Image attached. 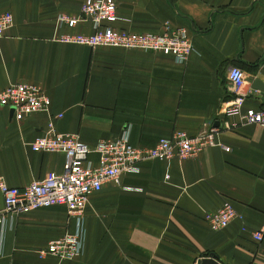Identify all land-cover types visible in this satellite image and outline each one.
Segmentation results:
<instances>
[{
	"label": "crops",
	"instance_id": "obj_1",
	"mask_svg": "<svg viewBox=\"0 0 264 264\" xmlns=\"http://www.w3.org/2000/svg\"><path fill=\"white\" fill-rule=\"evenodd\" d=\"M82 1L0 0V14L12 18L0 39V89L27 83L49 99L46 112L20 121L0 107V179L7 186L60 174L61 153L28 148L48 125L88 147L125 131L137 149L174 132L220 129L221 107L232 97L231 67L244 75L243 109L264 108L252 89L254 81L264 86V0H112L113 29L160 34L167 24L185 30L192 51L181 65L159 53L56 42L58 35L91 33L88 21L55 24L58 15L78 17ZM215 141L228 150L211 147L181 162L143 161L137 174L89 195L82 252L71 260L37 257L49 241L72 232L64 207L7 218L0 264H197L209 255L218 264H264V238L257 247L238 220L212 232L202 219L229 201L248 228L264 223V127L220 129ZM87 158L95 162L96 155Z\"/></svg>",
	"mask_w": 264,
	"mask_h": 264
},
{
	"label": "built area",
	"instance_id": "obj_2",
	"mask_svg": "<svg viewBox=\"0 0 264 264\" xmlns=\"http://www.w3.org/2000/svg\"><path fill=\"white\" fill-rule=\"evenodd\" d=\"M117 19L112 0H83L78 17L58 15L55 24L56 27L65 25L71 28L81 21H88L91 33L63 34L56 36L54 40L61 44L89 48L107 47L159 53L171 57L179 65L186 62L192 51L190 38L181 28L172 29L165 24L160 34L134 33L108 26ZM11 21L9 13L0 14V39L10 28ZM226 80L232 97L221 107L223 121L220 129L228 130L238 124L264 127V108L243 109L246 98L242 91L243 72L231 67L227 71ZM0 107L10 109L13 120L20 121L32 114L46 112L49 99L34 85L15 83L0 89ZM220 129L210 127L194 136L174 132L168 139H159L150 148L137 149L128 143L125 131L116 139L99 141L93 147H88L75 135L59 134L48 125L47 131L35 137L28 148L34 153H61L64 157L61 172L47 173L42 179L20 188L7 186L0 179V227L7 218L12 219L41 208L62 206L67 219L73 222V230L49 241L37 252V257H52L59 261L78 257L82 252L83 214L89 195L98 192L105 183L118 184L119 178L124 174H137V165L143 161L195 160L202 151L211 147L227 151V148L215 141ZM90 153L96 155L95 162L88 160ZM164 179H167V175ZM202 219L212 232L225 228L234 219L238 220L240 231L247 233L257 247L264 238V223L257 229L248 228L229 201H223L214 212L203 213Z\"/></svg>",
	"mask_w": 264,
	"mask_h": 264
},
{
	"label": "water",
	"instance_id": "obj_3",
	"mask_svg": "<svg viewBox=\"0 0 264 264\" xmlns=\"http://www.w3.org/2000/svg\"><path fill=\"white\" fill-rule=\"evenodd\" d=\"M252 89L257 90L260 93L262 100L264 101V86L261 85L258 81H254ZM197 264H218L213 255L200 259Z\"/></svg>",
	"mask_w": 264,
	"mask_h": 264
}]
</instances>
